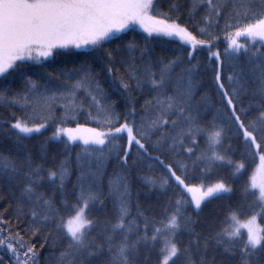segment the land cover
I'll use <instances>...</instances> for the list:
<instances>
[{"label":"snow or ice","instance_id":"obj_1","mask_svg":"<svg viewBox=\"0 0 264 264\" xmlns=\"http://www.w3.org/2000/svg\"><path fill=\"white\" fill-rule=\"evenodd\" d=\"M133 25L143 43L105 46ZM160 36L188 47L155 56ZM71 49L98 70L85 60L0 90V264H264V0H0V77ZM209 71L217 102L201 91ZM50 124L33 152L24 141ZM248 157L259 162L233 202Z\"/></svg>","mask_w":264,"mask_h":264},{"label":"trees","instance_id":"obj_2","mask_svg":"<svg viewBox=\"0 0 264 264\" xmlns=\"http://www.w3.org/2000/svg\"><path fill=\"white\" fill-rule=\"evenodd\" d=\"M182 3L185 0H181ZM191 30V29H190ZM146 34L143 33L142 30L129 28L126 29L124 32H121L119 35L114 37L111 41H109L105 46L106 47H113L115 48L118 43L124 44L130 40H135L138 43H143V37ZM244 38H241L243 41ZM226 46L223 36H221V40L218 43V47L223 52L224 47ZM154 53L155 56H164V57H173L180 53V51L186 47L185 44H182L178 38L175 37H156L153 42ZM64 52V55L57 56L56 58H49L48 60L42 61V66L37 65L35 62H28L26 66H21L20 68L16 69L15 71L10 70V74L5 77H0V90L5 87H11L13 91L19 90L23 87L25 80L28 77H31L33 80H39L43 83L48 77L45 74V70L47 71H55L59 72L62 69H70L73 65H79L85 60H88L89 63L92 64V67L98 70V65L96 62L92 61L88 55L87 50H61ZM199 57L203 61L206 59V51H202L199 54ZM204 75V88L201 89L203 91L205 88L208 89L210 95L214 102L218 101V98L215 95V88L211 84V72L209 71L207 74L202 73ZM101 82L107 87V84L104 83V76H101ZM111 94V93H110ZM114 100H117V111H123L124 101L119 99L116 95H112L111 97ZM60 109L57 107L56 113L57 116L60 114ZM17 113L20 114L19 110ZM0 114H7V110L0 109ZM208 118L210 119L212 116V112L209 111L207 113ZM78 122L82 124H86L88 127H96V123L94 121H88L86 119V113H81L78 117ZM76 121H69L66 126L68 127H75ZM54 130V124H50L46 130H43V134H33L31 138H28L24 141L25 145L31 149L33 152H38L40 149L41 143L47 138L51 136V132ZM126 139V138H125ZM8 142H5V147H7ZM201 144L203 145V140H201ZM63 143L60 141H53L49 140L47 144V151L49 156L56 155L58 158L61 157L63 153ZM82 145L80 143H73L70 145L71 151V167H72V175L69 179V187H71V181L75 179L76 171H75V157L76 153L80 151ZM258 162V158L254 162L251 157L246 159V169L243 171L242 174H238L236 177H232V183L235 188V193L232 196L233 202H235L239 196L240 190L244 185L245 181L247 180L248 175H250L251 170L255 167V164ZM113 170L111 162L107 165V172L111 173ZM230 169L227 165H225L223 172L227 174ZM144 174H151L148 172L147 168L144 169ZM216 178V173H212L205 177L207 181H213ZM196 179H199L197 175ZM107 182V176H105V186ZM133 196H136V193L139 192V200L142 204L147 205L149 203L155 204L157 202L158 196L155 191H149L148 187L141 183L138 180L133 181L132 185ZM164 197H160V200H163ZM253 197H248V200L245 201V205L243 210L245 214H251V209L248 207L249 202ZM220 203L219 201H213L212 204H208L205 207V213L209 211V209L213 208L216 204ZM159 211V210H158ZM258 222L264 223V219L258 218Z\"/></svg>","mask_w":264,"mask_h":264},{"label":"rangeland","instance_id":"obj_3","mask_svg":"<svg viewBox=\"0 0 264 264\" xmlns=\"http://www.w3.org/2000/svg\"><path fill=\"white\" fill-rule=\"evenodd\" d=\"M130 28H135V29H139V30H141L138 26H135V25H133V26H131ZM120 33H118V34H116V36L117 35H119ZM76 50H85V49H76ZM75 143H79L78 141L77 142H75ZM259 162V161H258ZM257 162V163H258Z\"/></svg>","mask_w":264,"mask_h":264},{"label":"bare ground","instance_id":"obj_4","mask_svg":"<svg viewBox=\"0 0 264 264\" xmlns=\"http://www.w3.org/2000/svg\"><path fill=\"white\" fill-rule=\"evenodd\" d=\"M236 202V201H235ZM245 205V202H244ZM243 214H245L244 210L242 209V214H241V218H243Z\"/></svg>","mask_w":264,"mask_h":264}]
</instances>
